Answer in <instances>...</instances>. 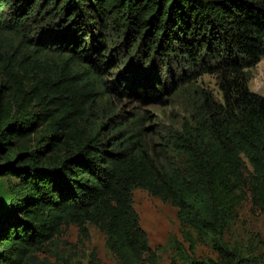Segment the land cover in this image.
I'll list each match as a JSON object with an SVG mask.
<instances>
[{"label":"trees","instance_id":"1","mask_svg":"<svg viewBox=\"0 0 264 264\" xmlns=\"http://www.w3.org/2000/svg\"><path fill=\"white\" fill-rule=\"evenodd\" d=\"M263 57L264 0H0V176L16 179L0 264H42L65 227L89 239V224L118 264H159L137 188L177 208L191 252L193 232L223 235L248 195L263 212L264 95L249 85ZM205 74L220 98L197 86ZM172 90L190 96L188 118L151 149L113 94Z\"/></svg>","mask_w":264,"mask_h":264},{"label":"rangeland","instance_id":"2","mask_svg":"<svg viewBox=\"0 0 264 264\" xmlns=\"http://www.w3.org/2000/svg\"><path fill=\"white\" fill-rule=\"evenodd\" d=\"M95 39L98 37L94 33ZM100 37H98L99 39ZM113 52L108 55L111 56ZM176 69L177 63H171ZM127 67V66H126ZM123 69V68H122ZM125 69V68H124ZM107 66L104 75L112 81L116 72ZM250 89L264 95V57L251 69ZM104 76V77H105ZM147 81V77L142 81ZM197 86L212 91L221 97L217 79L205 74L196 81ZM165 93L159 100L142 99L139 96H121L113 94L116 112L126 119H134L133 127L140 130L141 137L152 149L154 144L168 133L182 128L188 118L189 97L186 93ZM155 147L158 148V145ZM15 178L0 176V206L8 203L13 190ZM134 206L139 213L140 223L148 233L150 245L158 251L159 264H174L176 255L175 244L181 243L182 248L196 259L198 264H264V211L253 207L250 195L243 201L238 210V219L230 225L225 233L216 236L206 233L202 238L193 235L196 240L195 251L191 252L188 236L177 216V208L163 202L147 190L137 188L133 192ZM90 238L80 237L75 225L65 227L52 244L45 246L37 253L40 263L46 260L57 264L83 263L88 264L91 253L95 252L100 264H118L114 254L106 246L105 234L92 224L88 225ZM215 241L229 254H222L215 247ZM176 264H190L175 259Z\"/></svg>","mask_w":264,"mask_h":264},{"label":"clouds","instance_id":"3","mask_svg":"<svg viewBox=\"0 0 264 264\" xmlns=\"http://www.w3.org/2000/svg\"><path fill=\"white\" fill-rule=\"evenodd\" d=\"M261 61V60H260Z\"/></svg>","mask_w":264,"mask_h":264}]
</instances>
